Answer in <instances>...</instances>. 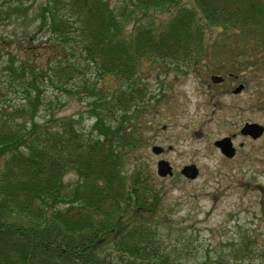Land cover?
Here are the masks:
<instances>
[{
	"label": "trees",
	"instance_id": "obj_1",
	"mask_svg": "<svg viewBox=\"0 0 264 264\" xmlns=\"http://www.w3.org/2000/svg\"><path fill=\"white\" fill-rule=\"evenodd\" d=\"M183 2L0 0V264H187L164 190L146 166L126 169L147 146L142 69L201 71L214 47L224 57L206 74L264 79V0ZM74 95L91 102L88 130L53 114Z\"/></svg>",
	"mask_w": 264,
	"mask_h": 264
},
{
	"label": "rangeland",
	"instance_id": "obj_2",
	"mask_svg": "<svg viewBox=\"0 0 264 264\" xmlns=\"http://www.w3.org/2000/svg\"><path fill=\"white\" fill-rule=\"evenodd\" d=\"M182 4L194 9V0ZM11 29L9 26L6 32ZM207 56L209 59L201 62V71L195 68L186 75L173 70L163 72L158 66L142 69L145 99L153 97L149 114L137 121L144 127L147 146L128 162L126 169L130 173L136 166H146L156 179V187L164 190L170 226L183 230L180 237L171 240L188 241L187 264L206 258L213 263L219 260L220 264H258L259 252L264 250V134L254 141L241 137L239 131L246 123L264 127V110L256 109L252 98L256 92L264 94V79L257 72L237 81L222 73L206 74L213 66L211 60H220L224 54L212 47ZM214 75L223 77L224 83L212 84L210 78ZM244 82L249 84L242 93L233 95L232 91ZM57 92L48 88L46 97L64 102V96ZM19 96L13 91L6 93L9 101ZM53 105L57 108V102ZM43 114L37 118L39 122L44 120ZM53 114L72 117L85 130L95 122L91 102L79 101L76 95ZM232 135L236 136L232 139L236 155L228 160L214 143ZM153 147L164 152L155 156ZM161 160L173 168V177H157L156 164ZM187 165H195L199 171L193 181L180 175ZM74 181V176L65 178L67 184ZM245 248H249V254L234 252Z\"/></svg>",
	"mask_w": 264,
	"mask_h": 264
},
{
	"label": "water",
	"instance_id": "obj_3",
	"mask_svg": "<svg viewBox=\"0 0 264 264\" xmlns=\"http://www.w3.org/2000/svg\"><path fill=\"white\" fill-rule=\"evenodd\" d=\"M210 82L217 85L223 82V78L214 75L210 78ZM243 88V85H239L233 90L232 93L234 95H238L242 92ZM239 134L242 137H249L252 140H258L264 134V127L256 123H246L241 128ZM214 147L217 148L220 154L226 159H232L236 154V149L232 145L231 137L216 141L214 143ZM151 152L155 156H159L160 154H162L163 149L160 147H153L151 149ZM198 174L199 171L195 165H187L180 170L181 177L188 181L195 180L198 177ZM156 175L161 179L173 177V169L167 161H158L156 164Z\"/></svg>",
	"mask_w": 264,
	"mask_h": 264
},
{
	"label": "flooded vegetation",
	"instance_id": "obj_4",
	"mask_svg": "<svg viewBox=\"0 0 264 264\" xmlns=\"http://www.w3.org/2000/svg\"><path fill=\"white\" fill-rule=\"evenodd\" d=\"M223 83H224V81H223ZM223 83H221L220 85H222ZM220 85H219V86H220ZM232 136H234V137H233V140H234L236 136H235V135H232ZM248 139H249V138H248Z\"/></svg>",
	"mask_w": 264,
	"mask_h": 264
}]
</instances>
